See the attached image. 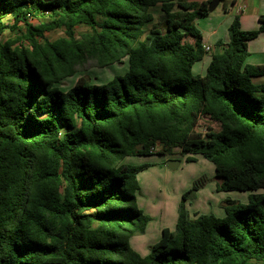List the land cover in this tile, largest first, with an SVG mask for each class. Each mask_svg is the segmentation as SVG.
<instances>
[{"label": "trees", "instance_id": "trees-1", "mask_svg": "<svg viewBox=\"0 0 264 264\" xmlns=\"http://www.w3.org/2000/svg\"><path fill=\"white\" fill-rule=\"evenodd\" d=\"M210 1L0 0V35L23 24L0 42V264H264V64L247 61L264 14L251 30L237 15L196 75ZM125 59L106 83L61 88L89 60ZM175 149L210 160L220 189L254 192L223 217L181 203L142 255L130 239L150 219L138 205L149 165L122 161Z\"/></svg>", "mask_w": 264, "mask_h": 264}, {"label": "rangeland", "instance_id": "rangeland-1", "mask_svg": "<svg viewBox=\"0 0 264 264\" xmlns=\"http://www.w3.org/2000/svg\"><path fill=\"white\" fill-rule=\"evenodd\" d=\"M232 1L221 0L216 9L210 12L208 16L198 18L197 24H199L201 30L209 33L216 29L220 36H225L223 41L228 40L229 25L237 15L241 17L237 7L231 6ZM261 1L264 3V0ZM251 10H247L245 14L251 12ZM249 19L246 22L247 28H251L254 25V18ZM5 22L13 24L12 18H6ZM31 22L36 25L38 24V19L34 18ZM18 26L19 28L6 29L0 35V42L19 36V29L23 28V24L19 23ZM86 29L85 27H78L77 34L79 35L81 31ZM64 35V28H57L46 33V37L51 40ZM211 56L210 53H206L204 58L209 60ZM124 61V63H116L100 68L95 61L89 60L80 66L77 77L65 80L61 84V88L67 89L72 86L78 76H86L91 82L96 84L106 83L114 76L124 74L127 71L128 64L126 59ZM202 65H204V62H196L193 67L194 74L202 75ZM208 126L219 129V124L215 122H201L198 130L205 131ZM170 160L175 161L176 168H170ZM122 162L134 166L149 165L138 174L140 184L138 205L150 219L145 232L130 239L132 247L142 255L148 253L149 246L160 238L164 227L175 228L181 203L185 204L192 218L199 214H214L223 217L226 215L225 203L227 199L247 204L250 194L254 192V190L225 191L220 189L221 180L216 176L214 164L202 154L185 155L175 149L168 154L157 151L150 155L129 156ZM258 192H264V189H260ZM184 194H186V197H184Z\"/></svg>", "mask_w": 264, "mask_h": 264}, {"label": "crops", "instance_id": "crops-1", "mask_svg": "<svg viewBox=\"0 0 264 264\" xmlns=\"http://www.w3.org/2000/svg\"><path fill=\"white\" fill-rule=\"evenodd\" d=\"M199 1L201 2V1H208V0H199ZM231 6L237 7V11L241 15L240 17L241 26L244 30H251V29H255L258 27V18L260 15L264 14V3L261 0H239V1L233 0ZM250 9H252L251 12H248L247 14H245V12H247V10H250ZM249 18H254V25L251 28L246 27V22L250 20ZM197 25L201 29L199 24ZM201 31L203 34L204 46L210 45L213 51L216 49L215 43L218 40H223L225 37V36L224 37L220 36L216 29L212 30L209 33H207L205 30H201ZM228 41L229 39L224 42H228ZM248 47H249L250 55L247 61L252 64H264V33L260 34L256 39L249 41ZM213 51L210 54H212ZM210 60L211 59L207 60L205 58L201 60L202 62H204V65H202V72H201L202 75H204V73L206 72L207 67L210 63ZM255 80L258 82H263L264 77H258Z\"/></svg>", "mask_w": 264, "mask_h": 264}, {"label": "water", "instance_id": "water-1", "mask_svg": "<svg viewBox=\"0 0 264 264\" xmlns=\"http://www.w3.org/2000/svg\"><path fill=\"white\" fill-rule=\"evenodd\" d=\"M220 0H211L209 3V11L212 12L214 9H216L217 5L219 4ZM169 166L171 169L176 168L175 161L170 160L169 161Z\"/></svg>", "mask_w": 264, "mask_h": 264}, {"label": "built area", "instance_id": "built-area-1", "mask_svg": "<svg viewBox=\"0 0 264 264\" xmlns=\"http://www.w3.org/2000/svg\"><path fill=\"white\" fill-rule=\"evenodd\" d=\"M205 47V50L208 52V53H211L213 50H212V47L210 45H206L204 46Z\"/></svg>", "mask_w": 264, "mask_h": 264}]
</instances>
